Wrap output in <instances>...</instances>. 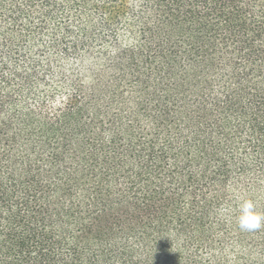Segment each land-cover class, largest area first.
<instances>
[{"label": "trees", "instance_id": "trees-1", "mask_svg": "<svg viewBox=\"0 0 264 264\" xmlns=\"http://www.w3.org/2000/svg\"><path fill=\"white\" fill-rule=\"evenodd\" d=\"M264 0H0V264H264Z\"/></svg>", "mask_w": 264, "mask_h": 264}, {"label": "clouds", "instance_id": "clouds-1", "mask_svg": "<svg viewBox=\"0 0 264 264\" xmlns=\"http://www.w3.org/2000/svg\"><path fill=\"white\" fill-rule=\"evenodd\" d=\"M238 226L243 231H255L264 227V212L256 210L251 199H244L238 205Z\"/></svg>", "mask_w": 264, "mask_h": 264}]
</instances>
